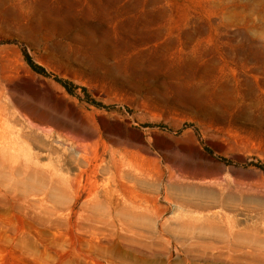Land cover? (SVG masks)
<instances>
[{
  "label": "rangeland",
  "instance_id": "374dc122",
  "mask_svg": "<svg viewBox=\"0 0 264 264\" xmlns=\"http://www.w3.org/2000/svg\"><path fill=\"white\" fill-rule=\"evenodd\" d=\"M0 264H264V0H0Z\"/></svg>",
  "mask_w": 264,
  "mask_h": 264
},
{
  "label": "trees",
  "instance_id": "16d2710c",
  "mask_svg": "<svg viewBox=\"0 0 264 264\" xmlns=\"http://www.w3.org/2000/svg\"><path fill=\"white\" fill-rule=\"evenodd\" d=\"M26 61L28 62V65L32 68L33 71L41 75H46L45 71L42 68L34 65L28 57H26Z\"/></svg>",
  "mask_w": 264,
  "mask_h": 264
}]
</instances>
